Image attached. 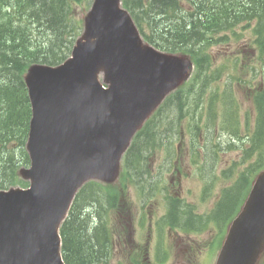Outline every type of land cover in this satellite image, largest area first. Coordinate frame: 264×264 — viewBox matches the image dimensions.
<instances>
[{"label":"water","instance_id":"obj_1","mask_svg":"<svg viewBox=\"0 0 264 264\" xmlns=\"http://www.w3.org/2000/svg\"><path fill=\"white\" fill-rule=\"evenodd\" d=\"M96 5L100 19L110 21L106 30L117 47L127 40L138 58L120 60V52L103 46L107 89L98 81L100 62L68 72L33 71L29 86L34 117L27 143L31 167L22 170L31 188L0 191V264H64L58 225L75 190L89 178L115 174L131 134L176 83L182 68L140 47L112 0H97ZM117 19L119 25L113 23ZM263 249L264 171L217 264H255Z\"/></svg>","mask_w":264,"mask_h":264},{"label":"rangeland","instance_id":"obj_2","mask_svg":"<svg viewBox=\"0 0 264 264\" xmlns=\"http://www.w3.org/2000/svg\"><path fill=\"white\" fill-rule=\"evenodd\" d=\"M83 8L81 5L78 6L81 18L85 15ZM141 13L147 26L154 21V16L145 7L141 8ZM236 32L240 36L238 38L230 37L227 41L228 46L221 48L214 46L211 49L209 72H216V74L207 83L204 90H199L200 84L196 85L198 93L184 101V114L174 115V113L178 114L174 109L169 111L172 112L171 115H164L161 119L163 127H173L174 129L173 134L168 132L167 136L161 135L160 139L167 140L163 144V148L158 144L160 139L156 138L154 147L138 157L135 171L139 170L148 178L154 186V192L150 195L146 194L148 197L146 202V197L140 188L130 186L126 190V197L135 205V207H130V212L135 214V228L138 223L137 218L140 220L138 213L145 208L146 220L144 227L139 230L140 242L148 244L150 241L152 254L158 244H164L167 248L165 264H174L177 254L180 253L179 250L185 257L189 255V251L194 252V260L189 262L190 264L212 263V255L215 259L218 252L216 245L222 235L213 226L212 221L217 222L213 218V210L218 205L219 197L223 191L236 183L243 173H250L251 162L259 159V157L255 159V156L248 162V157L241 155V149L240 151L222 149L225 142L221 138L230 136L225 111L229 110L233 123H240L239 129L246 124V132L254 131V123L261 112L256 98L261 92L264 93V37H257L251 28H243V25L237 26ZM173 34L177 38L184 36L181 32ZM5 79V74L0 71V84L4 83ZM240 84L245 86H240ZM246 132L244 130V133ZM11 141V149L16 150L20 156L18 138L12 136ZM172 144L179 147L178 156L180 157L174 161L163 163V155L167 153L163 150L168 149L169 151ZM140 145L142 146V143ZM197 149H200L198 155H196ZM189 150L195 152L192 157L195 160L188 157ZM215 154L214 175L210 174V160L206 162L208 167L205 172H201L196 165ZM174 156L176 157V154L168 159H173ZM244 159L246 160L244 161ZM256 171L253 172L254 175ZM208 182L211 183L212 190L209 196L204 192ZM131 183L135 184L132 180ZM245 184L246 180L244 179L240 186L231 193V196L220 204L217 214L225 220L224 225L228 221L226 219L232 216L236 209L237 199ZM145 187L147 186L145 185ZM94 194L97 196V192ZM171 204L175 206L176 214L180 218H195L200 223L182 226L180 222L174 221L177 226L187 230L184 233L171 231L169 239L158 243V229H154L155 222L170 212ZM92 213L93 219L89 218L88 224L95 228L97 219L95 213ZM115 214V210H110V219L108 217L107 219L109 225L111 224L110 228L114 227L116 232L121 225ZM115 218L116 224L114 225ZM124 227L128 231L127 225ZM169 227L167 226V230ZM110 228L108 226L109 245L111 246L110 256L107 257L109 264H118L121 260L128 261V249L131 248V243L126 244L129 248L122 249ZM194 229L197 232H187ZM135 238L138 240L137 230ZM210 247L212 255L208 256ZM153 258L151 256L150 260ZM75 259H79V257ZM260 264H264V256L261 258Z\"/></svg>","mask_w":264,"mask_h":264},{"label":"trees","instance_id":"obj_3","mask_svg":"<svg viewBox=\"0 0 264 264\" xmlns=\"http://www.w3.org/2000/svg\"><path fill=\"white\" fill-rule=\"evenodd\" d=\"M77 1L80 0H0V71L6 77L4 83L0 84V188L18 182L17 169L29 162L24 148L29 119V112L26 107L28 105L27 97L14 89L21 91L19 86L24 88L21 73L30 62L42 61L48 64H57L66 58L70 47L67 52L60 54H56L53 49L48 48H45L44 51L37 50L47 47L54 39H56L54 43L56 47L57 45L60 47V44L64 43L60 39L63 37L67 26L73 27V18L70 13ZM186 1L190 3L191 7L188 11H184L185 7L181 0H149V8L153 15L161 17V19L157 18L161 27L157 26L155 29L159 42L168 41L170 49L181 46L192 48L190 45H196L186 43L188 41H197L200 45L204 44L207 40L213 39V33L231 29L242 20L251 22L260 18V22L263 21L264 23V0ZM137 4L138 0H135L134 5ZM27 24L46 32L45 41L34 43L31 37L32 32L28 34L22 32ZM174 32H181L184 36L177 38L174 36ZM204 52L205 48L199 50L200 54H204ZM201 89L202 86L199 90ZM186 91L187 96L185 98L181 97L183 92L176 94L168 102V107H164L161 110L162 113L158 112L154 116L151 124L156 132L164 136H167L166 133L168 132L173 134V127H163L161 119L163 115H171L172 112L169 111L174 109L178 113H174V115L184 114L183 101L191 98L192 94L198 93L195 85H191ZM9 102L12 105L9 106ZM3 103H5L4 108L2 107ZM16 109L23 113L26 112L24 117L19 111L16 112ZM263 133L264 124L263 129L259 128L254 138L257 143L254 144V147L260 144ZM12 136L19 140L20 156L16 150L11 149ZM231 192L227 193V198L231 196ZM92 195L91 192L84 195L83 200L92 197ZM73 211L74 209L72 213ZM88 222V218L82 214L80 207H78L77 211L70 215V219L62 227L64 239L66 240L67 237L66 228L68 226L79 252H85L87 249L88 246L85 242L92 243L91 248L93 249L105 250L104 244L99 247L96 244L100 239V229L98 227L92 228ZM91 248L85 254L90 255ZM64 250L66 252V245H64Z\"/></svg>","mask_w":264,"mask_h":264}]
</instances>
